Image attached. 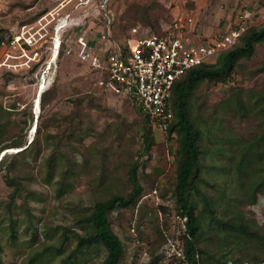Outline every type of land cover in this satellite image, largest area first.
Masks as SVG:
<instances>
[{
    "label": "trees",
    "instance_id": "16d2710c",
    "mask_svg": "<svg viewBox=\"0 0 264 264\" xmlns=\"http://www.w3.org/2000/svg\"><path fill=\"white\" fill-rule=\"evenodd\" d=\"M263 4L264 0H260V5ZM176 17L152 20L144 15L148 24L143 25L162 32ZM12 39L14 36L0 27V51ZM261 46H264V25L250 24L215 62L194 66L176 80L172 97L174 119L167 132L168 139L176 143V147H171L175 161L168 183L173 186L169 196L174 199L178 218L181 222L186 218L178 237L184 258L175 256L166 261L152 248L146 264H264V223L248 216L244 209L264 197V58L259 66L247 68ZM68 50L64 43L58 57ZM104 50L94 49V52ZM88 65L105 76L98 68ZM238 75L255 80L250 86L240 85ZM231 82L236 83L217 104L200 101L203 86ZM53 87L41 94L43 110L54 98ZM123 100H130L139 115L142 159L128 164L125 178L118 177L121 178L118 188L106 183L107 174L99 176L98 192L91 207L80 212L71 210L68 219L57 224L37 214L34 203H45L48 197L30 186L38 180L31 163L49 150L42 182L48 186L55 184L57 197L73 191L90 162L79 149L86 139L84 131L94 124L86 110L100 106L90 94L73 98V110L64 117L70 130L51 143V134L37 133L29 141L33 105L13 111L0 104V174L8 189L6 197L0 198V264H7L4 239L16 245L20 234L26 239L22 244L30 247L23 264H89L103 250L106 255L100 264H122L126 246L115 230L113 214L120 217L125 212H137L140 223L145 208L151 214L158 209L148 202L150 191L160 192L166 199L169 194L168 183L162 176L164 170L151 176L145 171L146 165L140 163L151 157L158 144L154 127L133 100ZM40 124L39 115L37 132L41 131ZM121 124L115 132L116 140L122 139H119ZM69 147L77 148L78 154L75 151L71 154ZM13 148L18 151H8ZM60 160L65 169L58 178L56 166ZM161 208L167 212V205ZM157 232L164 244L167 239L160 226ZM54 239L56 242L50 243Z\"/></svg>",
    "mask_w": 264,
    "mask_h": 264
},
{
    "label": "rangeland",
    "instance_id": "374dc122",
    "mask_svg": "<svg viewBox=\"0 0 264 264\" xmlns=\"http://www.w3.org/2000/svg\"><path fill=\"white\" fill-rule=\"evenodd\" d=\"M245 11L253 14L248 25H264V4L260 5V0H0V27L14 36L0 51V104L13 111L33 105L34 121L28 130L29 141L37 133L39 136L51 134V143L65 136L70 126L64 122V117L73 110L71 100L75 97L90 94L100 106V109L86 110L94 123L93 128L84 131L86 139L83 146L77 144L90 162L84 167L73 191L57 197L55 184L48 186L42 182L47 171L49 150L32 161L38 180L35 179L30 186L48 197L45 203H34L37 214L43 215L50 223H63L68 219L69 211L80 212L91 207L98 192L96 185L99 176L107 174L106 183L118 188L121 182L118 177L125 178L128 164L142 159L139 115L130 100H123L101 86L100 73L80 59L76 42L80 35H84L96 50L114 49L125 43L133 25L148 24L144 21V15L152 20H170L178 14L190 12L197 21V39H210L238 22L240 14ZM78 26L80 28H76ZM58 39L60 48L55 49ZM64 43L71 51H65L62 57H58L57 53ZM263 58L264 46H261L257 57L248 63L247 68L259 66ZM254 80L241 75L237 77V82L244 86L252 85ZM234 83L203 86L199 93L200 101H206L208 105L217 104L229 94L230 86ZM42 85L45 90L54 85V98L45 110L40 108L36 113L35 98ZM39 115L41 131L35 129L31 136ZM121 122L122 134L119 139H122L116 140L115 132ZM42 127L46 129L42 130ZM154 134L158 144L153 148L151 157H146L140 163L144 167L146 165L145 171L151 176L164 170L162 176L167 184L175 161L171 147H176V143L168 139L167 133L154 129ZM77 150L69 147L71 154L73 151L78 154ZM17 151L9 149V152ZM82 157L79 155V159ZM64 169L65 164L57 161L56 177L59 178ZM143 183H147L145 176ZM167 187V199L158 192L159 201L154 194L151 195L154 190L150 191L148 202L158 211L151 214L150 209L145 208L141 214L144 216L142 222L139 223L137 212H125L120 217L113 214L115 230L126 246L122 264H146L151 258L152 248H156L167 261L166 249L171 243L180 245L178 237L183 221L176 214L173 197L169 196L173 186L168 183ZM7 192L0 174V198H5ZM259 198L257 204L244 209L248 216L264 223V197ZM166 205L167 212L161 208ZM159 226L166 235L164 244L158 239ZM25 240L22 234L16 245L4 239L7 264H23V259L29 257L30 247L22 244ZM55 242L56 239L50 243ZM105 255L104 250L100 256L94 255L89 264H100Z\"/></svg>",
    "mask_w": 264,
    "mask_h": 264
},
{
    "label": "built area",
    "instance_id": "2783aa9c",
    "mask_svg": "<svg viewBox=\"0 0 264 264\" xmlns=\"http://www.w3.org/2000/svg\"><path fill=\"white\" fill-rule=\"evenodd\" d=\"M252 16L245 11L234 25L202 40L196 37L197 21L190 12L178 14L162 32L137 24L129 31L124 47L108 48L102 53H95L85 36L80 35L76 41L78 55L105 75L99 80L101 86L118 97L133 100L154 129L167 133L174 119L172 97L176 80L194 66L215 62L238 41ZM153 194L159 201L158 192L154 190ZM166 253L168 257L184 258L183 249L175 243Z\"/></svg>",
    "mask_w": 264,
    "mask_h": 264
},
{
    "label": "bare ground",
    "instance_id": "6f19581e",
    "mask_svg": "<svg viewBox=\"0 0 264 264\" xmlns=\"http://www.w3.org/2000/svg\"><path fill=\"white\" fill-rule=\"evenodd\" d=\"M62 27V26H61ZM59 28V27H58ZM56 48H60V40L58 39V40H56V42H55V49ZM52 63V62H51ZM45 87L42 85L41 87H40V90H39V92H40V94H39V97H38V101H37V103H36V99H37V96H36V98H35V110H36V113H39V110H40V108H41V105H40V98H41V94L43 93V91L45 90L44 89ZM34 132H35V128L34 129H32V131H31V136L32 135H34Z\"/></svg>",
    "mask_w": 264,
    "mask_h": 264
},
{
    "label": "water",
    "instance_id": "95a60500",
    "mask_svg": "<svg viewBox=\"0 0 264 264\" xmlns=\"http://www.w3.org/2000/svg\"><path fill=\"white\" fill-rule=\"evenodd\" d=\"M39 94H40V92H38V96H37V99H36V103H37V101H38ZM36 103H35V104H36ZM8 151H9V150H8Z\"/></svg>",
    "mask_w": 264,
    "mask_h": 264
},
{
    "label": "clouds",
    "instance_id": "9594fccd",
    "mask_svg": "<svg viewBox=\"0 0 264 264\" xmlns=\"http://www.w3.org/2000/svg\"><path fill=\"white\" fill-rule=\"evenodd\" d=\"M58 53H59V51H58ZM58 53H57V56H58ZM35 127H36V129H37V123H36Z\"/></svg>",
    "mask_w": 264,
    "mask_h": 264
}]
</instances>
